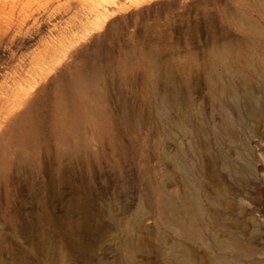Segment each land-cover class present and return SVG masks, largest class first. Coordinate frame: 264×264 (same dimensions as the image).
I'll list each match as a JSON object with an SVG mask.
<instances>
[{"label":"rangeland","instance_id":"obj_1","mask_svg":"<svg viewBox=\"0 0 264 264\" xmlns=\"http://www.w3.org/2000/svg\"><path fill=\"white\" fill-rule=\"evenodd\" d=\"M0 264H264V0H0Z\"/></svg>","mask_w":264,"mask_h":264},{"label":"bare ground","instance_id":"obj_2","mask_svg":"<svg viewBox=\"0 0 264 264\" xmlns=\"http://www.w3.org/2000/svg\"><path fill=\"white\" fill-rule=\"evenodd\" d=\"M247 80H245L244 82H242V84L244 86H246ZM237 95V89L234 88L231 85H226V86H218L217 90L214 92V98L217 101V104L220 108V113H222V116L224 117L223 119H225V122L223 123V125L225 123L228 124L227 128H223L218 127V128H209L208 129V133L213 134V136L218 139H220L224 134H226V131H230L232 130L231 127H233V122L232 120H230V118L228 117V113L227 110L230 107V105H232L234 108H236L237 110L240 109V103L236 98ZM228 96L232 98V100H228ZM251 106L258 110V106H257V100H252L251 98ZM181 123L176 121L174 126L175 128L180 127ZM227 131V132H228ZM206 155L207 157L213 161V162H217L218 160L222 161L223 166L226 167V169L229 170H234V163L233 161H230L229 159L226 158V155L224 153V151L219 148L214 152H211L209 150H206ZM172 161H173V165H174V170L178 173H180L183 176L184 182H185V186H189V190L184 191L183 193V201L182 203H178L175 199H174V209L176 214L179 213L178 208L180 207V205L182 206L181 211L184 213V217L186 218V220L184 222L180 221L178 217H175V228L176 230H178V232L183 233V234H195L198 231V228L195 224V215L198 214H202L205 219H209V217H207V213H206V208L202 205L201 201H200V197H199V189L196 186V184L193 182L192 179V167L189 163V161L187 160V158L185 156H183L182 152L180 150H177L175 152V154L172 156ZM210 205L212 206V211L213 212H217L218 208L216 205V202H211ZM210 206V207H211ZM178 210V211H177ZM209 214V213H208Z\"/></svg>","mask_w":264,"mask_h":264}]
</instances>
